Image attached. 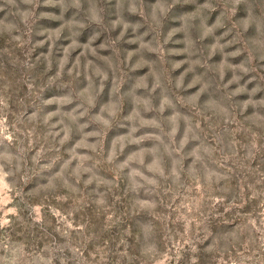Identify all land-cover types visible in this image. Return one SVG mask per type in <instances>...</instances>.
<instances>
[{
    "label": "rangeland",
    "instance_id": "374dc122",
    "mask_svg": "<svg viewBox=\"0 0 264 264\" xmlns=\"http://www.w3.org/2000/svg\"><path fill=\"white\" fill-rule=\"evenodd\" d=\"M0 264H264V0H0Z\"/></svg>",
    "mask_w": 264,
    "mask_h": 264
}]
</instances>
